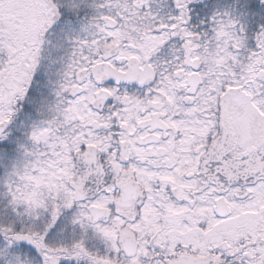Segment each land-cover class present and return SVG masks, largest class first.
Listing matches in <instances>:
<instances>
[{
	"label": "snow or ice",
	"instance_id": "6c2138e0",
	"mask_svg": "<svg viewBox=\"0 0 264 264\" xmlns=\"http://www.w3.org/2000/svg\"><path fill=\"white\" fill-rule=\"evenodd\" d=\"M0 264H264V0H0Z\"/></svg>",
	"mask_w": 264,
	"mask_h": 264
}]
</instances>
